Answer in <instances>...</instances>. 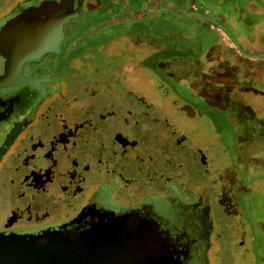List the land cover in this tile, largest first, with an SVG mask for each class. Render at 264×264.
<instances>
[{"label":"flooded vegetation","instance_id":"af4514ba","mask_svg":"<svg viewBox=\"0 0 264 264\" xmlns=\"http://www.w3.org/2000/svg\"><path fill=\"white\" fill-rule=\"evenodd\" d=\"M5 1L9 0H1ZM230 1L233 0H215L214 3L220 5L217 7L211 0H195L193 3L192 0H17L5 10H0V77H15L22 68L25 76L39 77L43 86L41 89L32 85L0 89V180H7V187L1 186L0 182L1 199L7 197V202L10 201L14 192L11 189L18 185L17 181L9 182L8 175L3 174L1 168L2 164L4 167L9 165V160L6 162L5 159L14 146L17 151L25 145L31 147L39 136L53 137L63 126L64 122L54 116L56 104L51 103L53 97L46 99L51 93L65 96L67 88H73L63 79L64 73L60 74L59 67L64 68L65 65L67 69L70 62L69 67L72 66L74 58L82 56L85 59L79 64L84 66L86 72L92 68L90 62L93 61L89 60H94L99 54L107 58L118 57L104 55L105 50L112 48L111 42H118L123 36L133 37L134 24L142 19L148 22L146 26L150 35H154V42L186 44L181 55L188 60L192 59L190 62H184L179 57L176 61L161 64L162 67L167 64L166 69H174L179 63L184 65L180 66L182 71L191 73L185 76L181 72L175 76L170 72L174 81L183 77L192 79L190 86H178L186 99L179 110L199 119L210 130L214 126L213 131L219 139L225 136L222 133H225V128H231L229 138L232 143L230 147L226 145L228 161L217 167L206 146L197 145L199 139L189 135L186 144L177 145L167 123L147 115L145 121L150 123L149 128L141 124L128 125L136 137L133 145L126 146V151L137 148L139 154L137 159L123 162L126 164L124 167L119 160L127 159L128 156L111 150L116 147L114 141H110L105 149L103 145L92 142L91 136L88 138L89 134L96 135L104 129L108 130L110 119L115 114L105 115L94 122L93 131H86L85 127L76 132L74 153L79 155L89 148L98 153V158L107 155L110 160L103 161L102 166L119 163L118 168L123 169L127 177L130 175L127 169L133 162L149 164V155L164 157L169 153L165 148H158L156 152L148 151L146 146L150 140L160 143L165 138L161 128H165L166 136L173 137L170 144L173 148L183 149L185 152H180L184 155L189 153L186 152L189 149L195 148L192 153L193 162L190 164L196 165V175L201 177L200 184L188 188L184 192L186 196L170 190L123 204L115 200L113 188L106 183H112L120 177L109 174L102 178V175L92 172L90 174L100 179L97 182L93 176H89L97 185L96 188L89 191L86 186L81 191V197L69 209L62 208L53 213L52 216L56 217L62 211L71 212L65 221L53 224L44 221L17 227L2 225L0 234H35L63 228L89 214L121 217L128 213L129 223L125 229L129 239L126 246L117 245L116 249L118 253H133L135 258L132 264H225L222 252L229 246L226 231L246 234L238 242L246 251L242 257L243 262H247L244 264H264V57H254L264 54V34L249 41L260 42L262 47L257 52L246 49L243 43L245 40L238 36L229 23L226 9ZM41 3L43 5L40 8L28 9L4 27L9 19ZM188 4L193 6L191 16H187ZM29 10L36 12L29 13ZM159 10L162 12L156 13ZM66 13L74 16L63 25L61 18ZM53 19L61 28V38L58 40L52 39ZM239 30L243 28L240 26ZM49 39L53 42H48ZM86 42H89L88 45H84ZM91 42H107L108 46L105 49L93 46L91 44L95 43ZM195 42L213 43L209 52L194 55L190 48ZM228 42L233 47L227 46ZM49 48H54L56 53H48L39 62L32 61ZM203 49H207V46ZM77 67L79 65L76 66L75 62L74 69ZM99 74L101 72L94 73L91 81L84 80L81 86L87 88L95 85L92 78ZM112 80L113 84L120 85L117 79ZM23 88H27V91ZM83 92L86 93V90L83 89ZM126 95L132 97L130 93L126 92ZM139 105L143 106L144 111L152 113L142 102ZM174 106H178L177 102H174ZM162 144L166 146V143ZM181 158L173 160L182 163ZM149 175L152 174L141 175L143 180L146 179L145 184H158L161 177H165L158 175V179L153 182L148 179ZM88 196H91L90 200L86 199ZM153 201L178 203L182 218L185 219L181 225L183 229L176 231L179 223L172 225L159 216ZM216 207L228 220L225 230L217 227L214 217ZM250 212L252 216H249Z\"/></svg>","mask_w":264,"mask_h":264},{"label":"rangeland","instance_id":"374dc122","mask_svg":"<svg viewBox=\"0 0 264 264\" xmlns=\"http://www.w3.org/2000/svg\"><path fill=\"white\" fill-rule=\"evenodd\" d=\"M15 1L17 0L5 2L0 0V10H5ZM33 12L36 10H29V13ZM53 21L52 39L58 40L61 38L59 35L61 28L54 19ZM147 23L142 19L134 24L135 34L132 35L133 37L126 35L118 42H111V44L113 43L110 44L112 48L105 50L104 55H118V57L107 58L99 54L94 60H89L93 61L90 62V65L95 70L91 68V71H86L84 75H78V77L75 75L77 73H74V64L76 62V66L80 65L79 62L85 59L82 56L74 58L72 66L69 67L70 62L67 69L65 65H63L65 69L59 67L60 74L64 73L63 79H69L71 84L75 83V79L79 77L87 80L93 71L95 74L101 72V75L92 78L95 85H90L87 88L81 86L77 90L66 86L67 94L65 96L59 95V97L58 94L51 93L46 97V99L53 97L51 103L56 104L54 116L64 122L63 126L53 137L39 136L31 147L25 145L17 151L14 146L5 159L6 162L9 160V165L5 167L3 164L1 165L3 174L9 177L8 181L11 183L17 181L18 188L11 189V192H14L10 201L7 202V197L0 198V226L17 227L44 221H47V224L65 221L71 216V212L62 211L56 217L52 216L53 213L58 212V209H69L81 197V191L86 189V186L89 191L96 188L97 185L89 179V176H93L97 182L100 179L94 174H90L92 172H97L102 175V178L109 174L110 176L117 174L120 177L114 179L112 183L108 181L106 183L113 188L115 200L123 204L136 201L147 195H158L170 190H176L186 196L184 192L193 185L200 184L199 180L201 181V177L196 175L198 173L196 165L190 164L193 162L192 153L195 148L186 151L189 152L187 155L182 154L180 151H184L183 149L178 147L175 149L170 145L173 137L166 136L165 128H161V134L165 138H162L160 143L157 144L155 140H150L146 146L147 150L152 152H156L158 148H165L169 151L167 155L164 157L158 154L149 155L147 158L151 160L149 164L133 162L127 169L130 174L127 177L125 171L118 168L119 163L123 164L125 161L138 158L137 148H133L129 152L126 151V146L133 145V140L136 137L134 130L128 125L141 124L144 128H149L150 123L145 121L147 115L149 118L152 116L153 119L167 123L168 130L176 138L175 144H186L185 141L189 139L190 135L199 139L198 146H206L207 152L212 156L214 166H223L228 161L225 150H227L226 145L230 147L232 144L229 138L231 128L228 127L227 130L225 128V133L222 132L225 136L219 139L213 131L214 126L210 130L199 119L196 120L181 112L179 108L186 99L178 90V86L182 84L190 86L192 79L183 77V79L179 78L181 81L177 78L174 81L170 77V72H173L175 76L182 73L186 76L187 72L180 69V66L184 65L177 63L178 65L174 69H166L167 64L161 66L162 63L176 61L180 58L184 62H190L189 60L192 59L188 60L184 58V55H181L186 48L185 42H154L156 39L153 34L150 35L148 32ZM52 39H49L48 42H53ZM88 43L86 42L84 45H88ZM91 43H95L91 44L93 46H102L105 49L108 46L107 42ZM205 43L195 42L194 46L190 48L191 54L198 55L201 52L203 54L209 52L210 43L206 44L207 49H203L206 47ZM189 74L191 73L187 75ZM112 78L117 79L120 85L113 84ZM24 89L27 91V88ZM83 89L87 94L83 92ZM126 92L130 93L132 97L128 98ZM138 101L142 102L152 113L144 111ZM174 102H177L178 106L176 107L179 112L174 106ZM105 115H114L110 119L108 130L97 128L103 132L96 135L89 134L88 138L91 136L92 142L103 145L105 149L110 145V141H114L116 147L111 150L128 156L127 159L120 158L119 163L112 166H102L103 161L110 159L107 155H100L98 158V153L89 148L79 155L73 152L76 146V132L85 127H87L86 131H93L94 122ZM218 131L219 128H217ZM220 140H224V142H220ZM162 143H166V146ZM28 147L31 152H28ZM177 157H182L181 161L184 163L173 160ZM123 166L125 167L126 164ZM147 173L152 174L147 178L153 182L158 179V175H165V177H161L158 184H156L157 182L154 185L152 183L145 184L146 179L143 180L141 175ZM6 181L0 180L1 186L7 187ZM142 184L143 186H141ZM90 197L88 196L86 199L90 200ZM153 203L159 216L164 217L172 225L179 223V228L176 231L183 229L181 225L182 222L185 223V219L182 218L178 203L173 201L168 203L153 201ZM262 208L264 209V203ZM214 213L218 229L225 230L228 225L227 218L221 214L217 207ZM249 214L252 216L251 212ZM225 233L229 246L222 252L223 262L225 264L247 263L242 260L246 251L239 245L240 243L238 244L244 239L243 236L246 237V234H237L234 231Z\"/></svg>","mask_w":264,"mask_h":264},{"label":"water","instance_id":"95a60500","mask_svg":"<svg viewBox=\"0 0 264 264\" xmlns=\"http://www.w3.org/2000/svg\"><path fill=\"white\" fill-rule=\"evenodd\" d=\"M43 3L25 9L9 19L4 27L28 9H38ZM73 16L72 13L64 14L62 24ZM48 53H56V50L46 49L32 61L39 62ZM254 57H264V54ZM22 85L43 88L39 77L25 76L22 68L15 77H0V89ZM129 217L128 213L121 217L89 214L63 228L35 234H0V264H132L133 253H118L116 249L117 245L126 246L129 239L125 229Z\"/></svg>","mask_w":264,"mask_h":264},{"label":"crops","instance_id":"0c3cea01","mask_svg":"<svg viewBox=\"0 0 264 264\" xmlns=\"http://www.w3.org/2000/svg\"><path fill=\"white\" fill-rule=\"evenodd\" d=\"M212 1L214 3L215 0H211V2ZM193 2H195V0H192V3ZM214 5L220 7V5L216 2L214 3ZM208 6L210 5L208 4ZM192 7L193 6L189 4L187 5V10L189 11L187 16L193 15ZM161 12L162 10H159L156 13ZM226 13L229 16L228 18L231 27L235 31H237L238 36L241 39L245 40V42H243L245 48L251 52H257L262 47L259 44L260 42L249 41L254 39L255 37H259L260 34H264V0H233L232 2L230 1L229 7L227 6ZM240 26L243 28L242 31L239 30ZM208 43H210L209 46H212L211 42H206V44ZM206 44L204 45L207 46ZM227 46L233 47L229 42L227 43Z\"/></svg>","mask_w":264,"mask_h":264},{"label":"trees","instance_id":"16d2710c","mask_svg":"<svg viewBox=\"0 0 264 264\" xmlns=\"http://www.w3.org/2000/svg\"><path fill=\"white\" fill-rule=\"evenodd\" d=\"M84 68V66L82 67V65H79V67H77L76 69H74V73H77V74H75L77 77H78V75H84V73H85V70L86 69H83ZM91 68V67H90ZM90 68H89V70H90ZM94 69V68H93ZM95 70V69H94ZM94 71L93 72H91V76H93L94 75ZM91 78V77H90ZM90 78H88L89 80H90ZM84 81V79H83V77L81 78V77H79V78H77V79H75V83H73V84H71V81H69V79L67 80V82L69 83V84H71V87H73L74 89H78V88H80L81 87V83ZM91 81V80H90ZM138 102H140V101H138Z\"/></svg>","mask_w":264,"mask_h":264}]
</instances>
